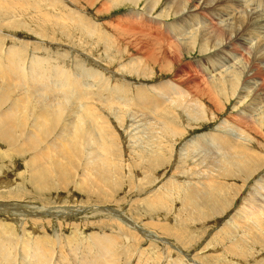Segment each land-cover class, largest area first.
I'll return each mask as SVG.
<instances>
[{
    "label": "rangeland",
    "instance_id": "rangeland-1",
    "mask_svg": "<svg viewBox=\"0 0 264 264\" xmlns=\"http://www.w3.org/2000/svg\"><path fill=\"white\" fill-rule=\"evenodd\" d=\"M170 1L161 0L155 12L181 0ZM183 1L187 5L196 2ZM221 1L215 5L221 11L215 7L211 12L201 2L200 15L215 17L217 12H227L235 28L245 24L243 37L250 40L252 50L257 49V42L262 44L259 52L239 50L234 39L227 55L220 53L218 59L215 52L203 55L199 49L185 52L182 58L178 45L174 44L177 52L167 45L168 55L158 48L152 50L150 70L141 66L137 70L131 63L146 53L141 57L139 45L124 32L119 35L112 23L121 20L143 26L144 20L130 12L134 8L142 11L143 0L139 7L124 0H94L92 4L86 0H0V94L16 101L25 85L13 88L9 84L25 80V74H6L8 62L3 58L8 51L22 68L32 56L67 67L83 82V89L77 92L88 93L74 101L68 99L77 110L76 124L69 122L63 108L54 105L60 109L59 115L48 120L42 131L35 130L37 124L29 118L31 105L20 101L23 119L19 128L3 137L5 140L0 138V249L12 264H29L24 262L29 259L26 255L40 250L50 256L47 264H264V191H255L257 180L264 175V122H259L264 119V86L251 74L250 61V55L264 54V0ZM175 21L172 14L168 20L144 28ZM89 25L94 27L91 33H87ZM109 31L111 37L116 34L117 42L114 36L108 40ZM229 57L238 58L246 72L250 71L241 76V84L238 80L239 96L235 90L217 91L212 97L202 92L197 96L203 108L189 101L194 110L187 114L182 109L188 104L181 101L184 96L167 106L168 96L159 92L172 125L159 128L152 116L146 121L137 106L139 95L150 96L153 87L166 80L184 78L187 82L190 71H202L215 60L228 64ZM78 66L81 73L92 71L94 75L81 77ZM217 66L221 64L207 72L209 77ZM260 68L264 69V63ZM30 86L32 91L35 86ZM6 107L1 105L0 116ZM239 114H250L262 124L261 129L242 135L237 130ZM219 134L234 137V143H248L247 147L235 144L239 153L221 149V143L213 139L222 137ZM94 145L98 154L88 151ZM247 199L256 201L257 213L241 217L240 208Z\"/></svg>",
    "mask_w": 264,
    "mask_h": 264
},
{
    "label": "bare ground",
    "instance_id": "bare-ground-1",
    "mask_svg": "<svg viewBox=\"0 0 264 264\" xmlns=\"http://www.w3.org/2000/svg\"><path fill=\"white\" fill-rule=\"evenodd\" d=\"M124 1L133 2L139 7L140 6L139 2L141 0H124ZM143 1L145 2V6H144L142 11H139L140 9H135V8H134V10L130 11L131 13L137 14V16H135V18L144 20L143 26H139V25H135L134 26V24H128V23L125 24L124 23L125 21L121 22V20L115 21L114 23H112V24H114V28H115V30L118 31V33L120 31L124 32L126 34L125 36L129 35V38L132 39L133 41H135L137 43V45H139V47L141 49H138V50H140L141 57L143 56L144 53H146V54L148 53L147 56L145 54L144 58L143 57L140 58V56H139L138 59H134L133 63H131V64L135 65L134 68L137 69V70H138V67H140V66L144 67L143 70H147V69L150 70V65H149V61H148L149 58H151L150 51H152V50L155 51V49L158 48V51L159 50L163 51V54L168 55V53H169L168 50L169 49L166 47L167 45H169L170 50H172L171 46H173L172 48H173V50H175L176 47L174 48V46L178 45L179 47H177V49L179 48V49L182 50V51L179 50V52H181V57L182 58L185 56L184 55L185 52L190 53V52H192L195 49H199V51H201V54H203V55H206L208 52L209 53L215 52L214 58L218 59V57H222V56H220V53L226 54L225 53L226 49L229 47L231 41L234 40V39L236 40V44H237L238 48L241 47L242 50H244V49L252 50L251 46H249V45H252V44H249L250 40L248 41V39L246 37H243V34H244L243 32H244V29H245V28L243 29V26H245L244 23H243V26L241 25L242 24L241 23L235 28L232 25V21H231L232 17L228 18V16L226 15L227 12L225 14L222 13V12H217L216 15H214L215 17H210V16L209 17H207V16L205 17L203 15H200V11L198 10V7L201 5L200 4L201 2L205 3L202 7H204L205 9L209 8V12H211L213 9H215V7H216L215 5H218V4H216V2L221 1V0H218V1L217 0H196V2L193 3V5H187V3H189V2L185 3L183 0L174 1L171 5H167L166 6L164 4L165 7H166V10L162 11L161 13L155 12L157 7L159 6L161 0H143ZM164 1H166V0H164ZM172 1L173 0H171L170 3ZM189 1H191V0H189ZM223 1H221V2H223ZM256 1H260L261 2V0H256ZM86 2L88 4H92V3H94V0L93 1L92 0H86ZM246 2H247V0H246ZM167 3H169V2H167ZM252 3H254L253 0H252ZM35 6L36 5L34 4V7ZM37 6H39V5H37ZM218 6L216 7L217 9H219ZM223 8H224V6H223ZM235 8H236V6H235ZM237 8H239V7H237ZM247 8H250V7L248 6ZM70 10H69V12H70ZM246 10L244 9L243 11H246ZM219 11H221V10L219 9ZM222 11H223V9H222ZM171 12H172L173 16L176 18L175 22H173L171 24H167V23L163 22V23L158 24V25L154 26L153 28L147 29V30L144 28L145 25L146 26H152V25H154L155 22L157 23V21H159V20H168L169 17L172 16ZM231 12H229V13H231ZM72 13H73V11H72ZM77 13H78V10H77ZM155 13H156V15H155ZM235 13H236V11H235ZM70 14H71V12H70ZM75 14H76V12L73 14V16H75ZM233 14H230V15H233ZM244 15H245V13H244ZM69 16L67 18H70ZM247 16H248V14H247ZM234 17L235 16H233V18ZM245 17L246 16H244L243 18H245ZM238 18L240 19V17H238ZM243 18H241V19H243ZM249 18H250V16H249ZM82 19H83V16H82L81 20ZM73 20H75V19L73 18ZM233 20H235V19H233ZM77 21H78V19H77ZM241 21H239V22H241ZM253 22H255V17H254V21ZM72 23H75V22L72 21ZM79 23H82V21L79 22ZM76 24H78V23H76ZM82 25L83 24H81V27L84 26V25L83 26ZM91 25L93 26L94 23H92ZM235 26H236V24H235ZM248 26L250 27V25H248ZM86 27H84V28H86ZM84 28H81V30H84ZM90 28L91 29L88 28L89 31L87 33H89V32L91 33L92 32L91 31L92 28L94 29V27H91V26H90ZM254 29H251V31L254 32ZM257 29H255V31H258ZM86 30L87 29H85V32H86ZM115 30H114V32L116 33L117 31H115ZM111 32L109 33L111 39L106 38L105 40H107V39L108 40H113L112 39L113 36H114L113 38L115 40V38L117 36H115L116 34L113 33L114 35L111 37ZM258 32H257V34H258ZM124 33H123V35H124ZM247 34H249V33H247ZM251 34H252V32H251ZM119 35H120V33H119ZM253 35H254V33H253ZM100 36H102V35H100ZM246 36H248V35H246ZM107 37H108V35H107ZM252 37H250V38L252 39ZM258 38H260V37H258ZM263 38H264V36H263ZM261 41H264V39H261ZM251 43H252V41H251ZM257 43H258L257 49L255 50L253 48V50H255L256 52L258 50V52H259L260 45H262V44L259 45V42H257ZM174 44H176V45H174ZM254 45H256V43H254ZM16 48H18V47H16ZM261 48H262V46H261ZM1 49H2V47H1ZM8 49L9 48H7V51H8ZM143 49H144V52H143ZM18 50H17V52H18ZM231 50H232V48H231ZM239 50H240V48H239ZM175 51L177 52L178 50H175ZM9 52H11V51H8L7 56L4 55L5 58H3L5 61L8 62V65L5 68L7 70H9V72L8 73L6 72V74H8V75H10L12 77H20V73H22V72H24V74H25L24 75L25 76V80H16L13 83L9 82V84L12 85L13 88L19 87L22 84H25V85H23V87H22L23 94H19L17 96L16 101H14L11 97H8V95H6V94H0V108H1V105H3L4 107H5V105L7 106L5 111L3 113H1V116H0V138L5 140L4 138L9 137L13 130H17L19 128V124H20L21 120L23 119V114H20V108H19L20 107L19 106L20 105L19 104L20 101H26L27 103H29L31 105V108L28 110L30 112L29 118L35 124H37V125H34V129L35 130H41L42 131V129L45 126L49 125V124H47L48 120H53V118L55 116L59 115L60 109H57L54 105H59L58 107L63 108L62 110H65L66 115L69 118L68 119L69 122L72 125L76 124L77 110H76V107L73 105L72 101H70L68 99H72L73 101L75 99L77 100V98L81 97L82 94L87 91V90L86 91L82 90V92H77V90L79 88L83 89V87H80V86H83V84H82L83 82L80 83L75 77H73L74 75H71L70 71H67V69H66L67 67L65 69H63V68H61L59 66L60 64L59 65H55L54 63H52V60H50L51 62H48L46 60H39L38 57H37V59H35V57L32 56V60H30L29 64L26 66V68H22L23 64L22 65L19 64V61H17V58H15L13 56V53H11L12 55H10ZM19 52H20V50H19ZM19 52L18 53L15 52V53L19 54ZM256 52H254V53H256ZM242 53H243V51H242ZM1 55H3V54L1 53ZM242 55L243 54H241V56ZM173 56H172V59H176V57L173 58ZM175 56H176V54H175ZM250 56L252 57V59L250 60L251 61V65L254 67V69H253L251 74L252 75L253 74L256 75V77L260 80V81L258 80V82H257L258 85L264 86V69L260 68V65L264 63V54L263 55L260 54V55H257L255 57L252 56V55H250ZM22 57H21L20 60H22ZM225 57H227V56H225ZM228 60H229L228 64L221 63V61H219V60L218 61L215 60V61H213V62H215L214 64H212V63L210 64L209 63L208 67H202V71H198L196 69H195L196 71H190L189 73H187V77H186L187 78V80H186L187 82L183 81L184 78L183 79L177 78V79H174V80L173 79L166 80V81L161 82L158 86L153 87V90H151V92H150V93H152L150 96H146V95L145 96H140L139 95L138 100H137V102H138L137 106L139 107V110H142L141 112L143 113L144 118L147 117L146 121H147L148 117L152 116V118L154 117V119L156 121V122L153 121V123H156L155 125H159V126H157L159 128L167 129V128H169L172 125V123L170 124V122H171L170 119H173V118L166 116V112L167 111H165V109L163 107L164 101L161 99V96H160L159 92H163L165 94V96H168V97H166L167 106L175 105L179 101V98L181 99V97L184 96V99L183 100L181 99V101L183 103H188V104L183 106L182 109H183L184 113L186 112L187 114H192V112L194 110L193 109L194 107L192 106V109H193L192 110L190 103L195 102V104L198 105V107L200 109L203 108V104H202L203 102L198 97L200 94H202V92L205 93V95L206 94L210 95L211 93H213L212 96H217V95H214V93L215 92L217 93V91H219V92H223L225 90L227 92H231V91L233 92L234 90L236 91V87L240 86L238 84V80H239V82L241 84V81H240V80H242L241 76L247 75L250 71L246 72V70H247L246 66H243V64L240 65L238 63V60H239L238 58L235 59L233 57V58H230ZM246 60L248 62V59H246ZM246 60H245V64H247ZM22 62H24V61H22ZM218 63L221 64V66H219V67L217 66V68L215 67V71H214V69L211 70L210 77H209L207 72H210L209 70L211 68H214V66H216ZM248 64H249V62H248ZM204 66H206V65H204ZM249 66H247V68H249ZM80 67L81 66L76 67V70L78 68H80ZM0 69H1V67H0ZM80 70H82V69H80ZM80 70L78 69L77 74H79L81 77L82 76L85 77V75H88V74L94 75L93 73H90L92 71H90V72L88 71V73H85V72L81 73ZM149 70H148V72H149ZM217 70H218V72H216ZM94 73H96V72H94ZM89 79H91V78H89ZM85 81H87V79ZM243 82H244V80H243ZM17 83H20V84L17 85ZM85 83H88V81L85 82ZM248 83H249V81H248ZM237 84H238V86H237ZM30 85L35 86L33 88V90L31 89L32 91H30V88H31ZM194 88H196L197 91ZM261 88H263V87H261ZM241 89H242L241 92L244 93V89L245 88L242 87ZM93 90H91V91H93ZM254 90H252V91H254ZM88 91H90V90H88ZM242 93H240L241 95L239 97L241 100L243 98ZM84 94L86 95L88 93H84ZM227 94H229V93H227ZM236 94H238V96H239V92L236 91ZM262 95H263V93H262ZM55 96H56V98H55ZM212 96L210 95V97H212ZM84 97H86V96H84ZM61 98H64L63 102L62 101H58V100H61ZM95 98H96V96H95ZM218 98H216V99H218ZM189 101H190V103H189ZM251 106L253 107V105H251ZM16 107H18V109H16ZM253 109H255V108L253 107ZM253 111L257 112L256 109L253 110ZM197 112H198V110H197ZM26 115L24 117H26ZM249 115L250 114H247V115L239 114V116H238L239 123L237 124V130L240 131V133L242 135H245V134L248 135V133L251 132V130L261 129L262 124L260 125L259 123H257L256 119L255 120L252 119L251 118L252 116L250 115L251 116L250 117ZM189 116L191 117V115H189ZM231 117H233V116H231ZM196 119H197V117H196ZM261 120H259V122H264V119L262 121ZM226 121H229V119H227ZM223 124H224L223 125L224 127L228 126V123H223ZM3 127L4 128L6 127L5 130L3 129ZM253 133H254V131H253ZM220 135L222 137L213 138V139L214 140H218L221 143L220 146L218 145L221 149L224 148L227 151L232 149V151H234V153L235 152L239 153V150H241V149L239 148V146H237L238 147L237 148L236 145H235V144H237V145L240 144V143L238 144V142H239L238 140H237L238 141L237 143H234L232 141L234 137H232V136L229 137L227 134L226 135L219 134L218 136H220ZM213 136L214 135H211L210 138H212ZM238 137H241V136L238 135ZM247 144L248 143H245V142L241 141L240 145L241 146L243 145L242 147L246 148ZM189 149L190 148L188 146V148H186L185 150L188 151ZM90 150H92V152L94 154H98L99 153V149H98L97 145L88 147V151H90ZM254 153L257 154L255 151H254ZM251 154H252V151H251ZM260 154L261 153H259L257 155H260ZM235 155L236 154H234V156ZM237 155H236V158H237ZM259 158H260V156H259ZM232 162H234V161H232ZM219 165H220V163H219ZM263 176L264 175H262L259 178V181L257 180V183L255 184L256 185V190H255L256 192L263 193V191H264V177ZM252 196H254V195L252 194ZM243 203H242L243 207L240 208V211H241L240 216L241 217L251 215L253 212L257 213L256 201L255 202H254V200L249 201L247 199V201L243 202ZM258 206H259V204H258ZM259 211L260 210L258 209V214L261 213ZM237 214H238V212H237ZM3 251L4 250L0 249V255L3 257L0 260L2 262V264H12V259H8L9 255L3 254ZM74 252L73 253L76 254V251H74ZM48 257H50V256L44 250H40V251H36V252L33 251V252H31V253L26 255L25 258H29V259L25 260L24 262L25 263H29V264H47ZM54 261H55V259H54ZM54 261H52V262H54ZM13 263L15 264V262H13ZM72 264H75V263L72 262ZM82 264H84V263H82Z\"/></svg>",
    "mask_w": 264,
    "mask_h": 264
}]
</instances>
